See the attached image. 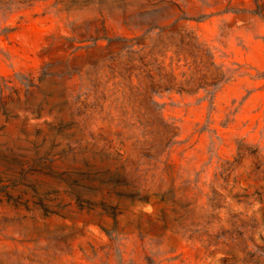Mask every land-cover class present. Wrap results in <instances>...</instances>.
Instances as JSON below:
<instances>
[{"label":"rangeland","instance_id":"obj_1","mask_svg":"<svg viewBox=\"0 0 264 264\" xmlns=\"http://www.w3.org/2000/svg\"><path fill=\"white\" fill-rule=\"evenodd\" d=\"M0 264H264V0H0Z\"/></svg>","mask_w":264,"mask_h":264}]
</instances>
